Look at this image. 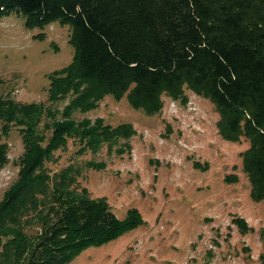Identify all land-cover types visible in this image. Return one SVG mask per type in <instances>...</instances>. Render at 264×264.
Masks as SVG:
<instances>
[{"label":"trees","instance_id":"obj_1","mask_svg":"<svg viewBox=\"0 0 264 264\" xmlns=\"http://www.w3.org/2000/svg\"><path fill=\"white\" fill-rule=\"evenodd\" d=\"M10 13H21L29 27L69 24L74 55L48 73L47 101L0 95V170L14 126L24 142L18 177L0 199V264H70L87 247L146 223L137 207L119 217L105 195L92 196L78 182L80 164L47 166L70 139L81 154L104 144L131 149V122L76 116L106 95L126 96L147 114L162 110L164 94L186 103V88L210 98L221 135L249 139L243 169L252 198L264 200V0H0V17ZM233 221L250 229L242 216ZM262 237L264 245V230Z\"/></svg>","mask_w":264,"mask_h":264},{"label":"rangeland","instance_id":"obj_2","mask_svg":"<svg viewBox=\"0 0 264 264\" xmlns=\"http://www.w3.org/2000/svg\"><path fill=\"white\" fill-rule=\"evenodd\" d=\"M70 34L69 24L58 21L29 27L21 13L0 17V95L47 101L48 73L72 61ZM185 91L186 103L164 94L162 110L154 114L134 108L126 96L111 95L98 107L77 112L78 118L102 116L114 125L131 122L136 128L129 139L131 149L119 153L104 144L98 152L81 154L70 139L47 166L54 172L71 162L80 164L78 182L92 196L105 195L119 217L137 207L146 223L87 247L70 264L261 263L264 200L252 198L242 160L250 141L224 138L214 102L190 88ZM5 140L10 160L0 170V199L18 177L24 151L18 126ZM90 159L106 165L84 166ZM196 160L208 165L197 167ZM230 174L236 178L228 179L233 178ZM236 215L247 220V232L233 221Z\"/></svg>","mask_w":264,"mask_h":264}]
</instances>
